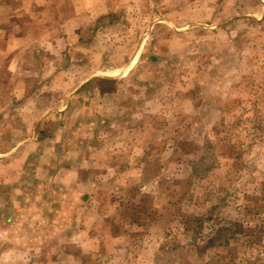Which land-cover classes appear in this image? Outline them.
<instances>
[{
    "label": "rangeland",
    "instance_id": "rangeland-1",
    "mask_svg": "<svg viewBox=\"0 0 264 264\" xmlns=\"http://www.w3.org/2000/svg\"><path fill=\"white\" fill-rule=\"evenodd\" d=\"M2 95L0 264H264V0H0Z\"/></svg>",
    "mask_w": 264,
    "mask_h": 264
},
{
    "label": "crops",
    "instance_id": "crops-1",
    "mask_svg": "<svg viewBox=\"0 0 264 264\" xmlns=\"http://www.w3.org/2000/svg\"><path fill=\"white\" fill-rule=\"evenodd\" d=\"M4 96L5 95H2L1 97H0V116L1 117H4V111H5V109H7V107L6 106H4L5 105V102H7L5 99H4ZM6 98H7V100H8V102L10 101V98L6 95ZM40 113H41V111H40ZM40 118V120H41V116L39 117Z\"/></svg>",
    "mask_w": 264,
    "mask_h": 264
}]
</instances>
